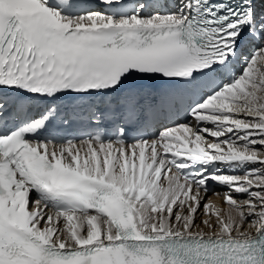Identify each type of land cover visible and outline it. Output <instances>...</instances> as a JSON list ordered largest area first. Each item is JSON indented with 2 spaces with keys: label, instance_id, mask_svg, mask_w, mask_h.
Wrapping results in <instances>:
<instances>
[{
  "label": "snow or ice",
  "instance_id": "snow-or-ice-1",
  "mask_svg": "<svg viewBox=\"0 0 264 264\" xmlns=\"http://www.w3.org/2000/svg\"><path fill=\"white\" fill-rule=\"evenodd\" d=\"M0 264H264V0H0Z\"/></svg>",
  "mask_w": 264,
  "mask_h": 264
},
{
  "label": "bare ground",
  "instance_id": "bare-ground-1",
  "mask_svg": "<svg viewBox=\"0 0 264 264\" xmlns=\"http://www.w3.org/2000/svg\"><path fill=\"white\" fill-rule=\"evenodd\" d=\"M215 191L220 192L222 194L225 191V189L221 187H215ZM209 196L211 197L212 202L216 204V206L226 208V205L223 204L222 195L216 196V195H212L211 193H209Z\"/></svg>",
  "mask_w": 264,
  "mask_h": 264
}]
</instances>
